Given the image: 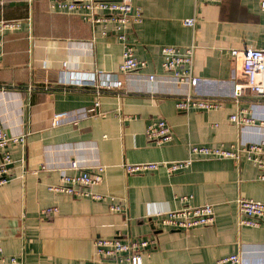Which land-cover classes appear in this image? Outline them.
Returning a JSON list of instances; mask_svg holds the SVG:
<instances>
[{"label": "crops", "instance_id": "crops-1", "mask_svg": "<svg viewBox=\"0 0 264 264\" xmlns=\"http://www.w3.org/2000/svg\"><path fill=\"white\" fill-rule=\"evenodd\" d=\"M142 22L126 30L127 42L143 69L121 72L122 44L101 35L80 17L52 11L48 0H0V19L21 20L20 28L2 35L0 119L8 134H25L23 144L8 147L9 179L0 185V247L5 257L23 264H126L99 260L94 240L119 237L147 239L145 264H217L241 253L245 264H264V224L237 226L236 199L264 202L260 171L244 157L196 160L187 169L127 174L126 162L173 161L189 155L190 145L222 146L264 142V124L230 121L246 115L264 119V99L231 98L244 81L242 52L264 48V18L259 0H132ZM193 18V27L183 20ZM164 45H193L195 85L179 82L161 67ZM239 54L234 57L231 52ZM67 62L65 68H61ZM72 75L63 84L59 71ZM93 73V74H92ZM121 81L102 90L77 81L93 75L96 83ZM149 75L154 78L150 80ZM191 95L224 99L212 110L179 111L178 98ZM98 102L97 105L95 103ZM85 109L76 122L51 125L54 112ZM165 119L172 139L163 145L148 141L146 126ZM76 160L90 168L105 166L93 190L115 197L118 212L107 202L72 198L48 189L57 184L60 169ZM189 203H210L212 225L180 230L160 224V215ZM57 208L42 215V209Z\"/></svg>", "mask_w": 264, "mask_h": 264}, {"label": "built area", "instance_id": "built-area-1", "mask_svg": "<svg viewBox=\"0 0 264 264\" xmlns=\"http://www.w3.org/2000/svg\"><path fill=\"white\" fill-rule=\"evenodd\" d=\"M217 2L219 0H206ZM48 6L52 11L63 12L76 15L93 28H99L101 35H114L122 44L121 62L119 70L121 72H132L143 69L146 62L138 59L135 55L134 47L127 42L126 30L133 23L142 22V12L140 7L134 6L132 0H48ZM259 8L264 18V0H259ZM194 19L187 18L183 24L188 27L194 26ZM21 20L0 19V60L3 57L2 35L7 31L20 28ZM194 47L164 45L160 48L161 67L165 71L173 74L179 82L195 85L197 77L192 76L191 65L193 60ZM231 54L236 57L239 52L233 50ZM67 62H63L61 68H65ZM242 74L244 81L234 86L231 98L238 99L244 95L264 99V48L248 49L242 52ZM93 74V73H92ZM60 81L63 84L73 82L72 75L67 71L60 70ZM106 78L96 83L94 76H86L77 82L82 86H93L99 94L103 89L120 87L121 81L111 79L107 74ZM148 78L152 80L153 75ZM224 103L222 98L194 97L186 95L175 101V107L179 111L188 110H212L220 108ZM98 102L95 103L97 105ZM245 108H239L236 113L230 115L229 119L237 126H247L258 120L264 124V119L256 118L253 115H246ZM86 115L85 109L78 111L54 112L51 116V125L60 126L65 123L76 122ZM145 136L151 143L163 145L172 139V130L165 119L151 121L145 128ZM25 134L11 135L4 128L0 119V185L5 184L9 179L8 165L12 162L10 152L7 150L12 144H23ZM244 157L259 171V179L264 181V142L259 143H235L229 148L209 145H190L189 155L185 158L173 161H146V162H126L123 169L127 174L156 171L164 169L168 174L177 173L187 169L196 160L208 159H230L239 164ZM105 166L96 164L90 168H85L76 160H72L67 166L60 169L59 181L50 185L48 189L54 193L66 195L72 198H86L92 201L107 202L108 210L118 212L121 206L116 204L115 197L102 194L93 190L103 179ZM190 196L181 197L182 205L178 208L166 211L160 215L159 222L163 226L190 230L197 227L212 225L215 220L214 207L210 203L192 205L189 203ZM238 213L237 226L258 227L264 224V202L238 197L236 199ZM56 214L57 208L42 209V215ZM149 247L147 239L121 240L119 237L103 238L94 240L96 257L99 260L115 259L126 264H145L143 253ZM0 264H23L15 256L5 257L0 247ZM217 264H245L241 253L231 254L219 259Z\"/></svg>", "mask_w": 264, "mask_h": 264}]
</instances>
